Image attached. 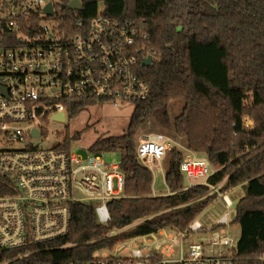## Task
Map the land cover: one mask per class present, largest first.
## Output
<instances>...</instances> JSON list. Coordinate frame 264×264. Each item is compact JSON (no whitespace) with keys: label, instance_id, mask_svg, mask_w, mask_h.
<instances>
[{"label":"trees","instance_id":"16d2710c","mask_svg":"<svg viewBox=\"0 0 264 264\" xmlns=\"http://www.w3.org/2000/svg\"><path fill=\"white\" fill-rule=\"evenodd\" d=\"M72 1L56 0L60 29L66 25L72 35L91 28L101 4L104 15L136 23L148 34L141 46L153 62L143 66L142 57L138 72L152 95L133 102L123 134L99 137L89 149L120 154L126 196L109 203L111 221L101 224L93 205L74 204L69 235L39 245V251L11 264L91 260L96 252L138 236L162 229L186 231L216 203L220 197L210 186L185 184L181 165L186 153L179 148L169 152V193L153 196L154 174L137 154V137L151 120L208 158L217 169L208 183H224L221 193L244 187L233 222L242 235L232 255L235 264H264V0H81L82 11L62 8ZM95 104L69 103V119ZM178 104L182 108L173 118L171 110ZM247 117L253 129L245 127ZM81 137L82 132L67 134L62 148L70 149ZM21 252L0 251V263Z\"/></svg>","mask_w":264,"mask_h":264},{"label":"built area","instance_id":"2783aa9c","mask_svg":"<svg viewBox=\"0 0 264 264\" xmlns=\"http://www.w3.org/2000/svg\"><path fill=\"white\" fill-rule=\"evenodd\" d=\"M49 4L53 15L45 12ZM57 7L56 0H0V251H22L0 264L69 235L74 204L98 202V220L108 224L109 203L126 196L120 162L73 146L64 149L63 143L49 148L37 143L48 140L50 123L63 122L56 116L67 119L69 103L75 101L119 107L152 95L138 72L140 60L147 58L141 43L149 38L138 24L99 11L89 30L72 35L66 25L60 29ZM171 142L150 134L137 146L155 180V170L165 178L161 165ZM181 171L188 187L208 185L222 198L229 212L217 226L231 225L234 204L220 185L208 183L217 171L208 158L187 149ZM204 230L196 220L186 231L162 229L100 250L91 260L66 264H235L232 251L216 257L206 255L200 243L187 248V240ZM219 230L211 229L214 244L233 246L234 240Z\"/></svg>","mask_w":264,"mask_h":264},{"label":"rangeland","instance_id":"374dc122","mask_svg":"<svg viewBox=\"0 0 264 264\" xmlns=\"http://www.w3.org/2000/svg\"><path fill=\"white\" fill-rule=\"evenodd\" d=\"M104 10V5H100V11ZM182 106L176 105L171 110L172 117H176ZM135 109L133 104L120 105L119 107H114L110 103H97L93 106L88 107L84 112L80 114V116L76 119L70 120L67 117L65 122H52L48 125V140H38L37 143L41 144L43 148H49L56 146L58 144L63 143L64 138L67 134L70 136L74 135L77 132H82V137L80 140L73 142L72 146L75 149H83L84 151H88L93 143L99 137H109V136H119L124 133L127 129L131 115ZM244 123L247 125H251L250 128L253 129L254 122H252L251 118H245ZM150 134H162L167 136L171 142V151L174 148H179L187 153V147L183 140L177 138L173 132L168 130H161L157 123L153 120L149 122L146 127L139 133L137 137V145L140 140ZM170 158V153H168L165 160L162 162L161 168L166 173L168 168V160ZM105 160L109 163H116L120 161L119 153H111L105 154ZM155 170V169H154ZM156 176H158L154 182V191L153 195L159 194H168L169 189L167 187L165 178L162 175H158L155 170ZM185 184L188 182L185 179ZM224 183L220 184L222 187ZM226 194V193H222ZM245 189L243 186L237 187L235 189L227 192V195L233 202V207L230 210V223L228 227H221L220 233L222 235L229 236L232 240H234L235 244L233 246H222L220 244H214L212 239V232L215 226L218 225L219 219L229 212L226 208V205L222 198H219L216 203L206 209L202 215L197 219L202 226L204 227L203 232L194 233L186 243L188 248L189 245L194 243H200L205 246V253L208 256H228L232 251V248H236L239 240L242 235V228L239 224L234 223L236 217V209L239 201L245 197ZM94 207L99 205L98 202H93ZM173 235V234H168ZM159 240H163V238H158Z\"/></svg>","mask_w":264,"mask_h":264},{"label":"water","instance_id":"95a60500","mask_svg":"<svg viewBox=\"0 0 264 264\" xmlns=\"http://www.w3.org/2000/svg\"><path fill=\"white\" fill-rule=\"evenodd\" d=\"M63 9H69V10H73V11H82L83 10V4L81 2V0H73L72 2H70L68 5H63L62 6ZM53 6L51 4H49L47 6V8L45 9V12H47L50 15H53ZM153 62V57L149 56L147 59H145L142 63L143 66H150L152 65ZM56 119H59L63 122L66 121L65 115L64 114H60L58 116H56Z\"/></svg>","mask_w":264,"mask_h":264},{"label":"crops","instance_id":"0c3cea01","mask_svg":"<svg viewBox=\"0 0 264 264\" xmlns=\"http://www.w3.org/2000/svg\"><path fill=\"white\" fill-rule=\"evenodd\" d=\"M160 175V174H159ZM158 177V176H157ZM163 195H167V194H159V195H154V196H163Z\"/></svg>","mask_w":264,"mask_h":264}]
</instances>
